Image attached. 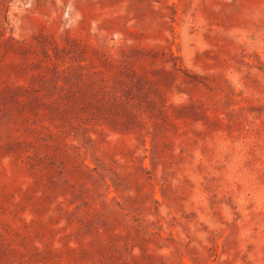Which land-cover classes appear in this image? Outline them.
I'll list each match as a JSON object with an SVG mask.
<instances>
[{
    "label": "rangeland",
    "instance_id": "rangeland-1",
    "mask_svg": "<svg viewBox=\"0 0 264 264\" xmlns=\"http://www.w3.org/2000/svg\"><path fill=\"white\" fill-rule=\"evenodd\" d=\"M0 264H264V0H0Z\"/></svg>",
    "mask_w": 264,
    "mask_h": 264
}]
</instances>
